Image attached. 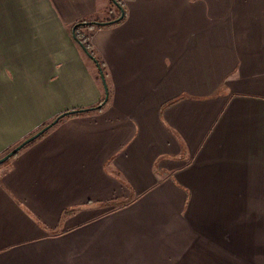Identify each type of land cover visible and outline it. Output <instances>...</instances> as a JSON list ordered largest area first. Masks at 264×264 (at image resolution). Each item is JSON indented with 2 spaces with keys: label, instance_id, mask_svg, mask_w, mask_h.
<instances>
[{
  "label": "crops",
  "instance_id": "0c3cea01",
  "mask_svg": "<svg viewBox=\"0 0 264 264\" xmlns=\"http://www.w3.org/2000/svg\"><path fill=\"white\" fill-rule=\"evenodd\" d=\"M123 2L91 110L117 9L0 0V158L84 111L0 165V264H264V0Z\"/></svg>",
  "mask_w": 264,
  "mask_h": 264
},
{
  "label": "trees",
  "instance_id": "16d2710c",
  "mask_svg": "<svg viewBox=\"0 0 264 264\" xmlns=\"http://www.w3.org/2000/svg\"><path fill=\"white\" fill-rule=\"evenodd\" d=\"M109 4L111 5V7L117 9L118 11V17L121 15V12L123 13V18L119 21H117V18L112 20V19H106V20H102V21H98V20H83L80 21L78 23H76L73 27L74 29V33L73 36L75 38V40L79 43L80 46H82L85 49V54L92 60V62L94 63V65L97 68L98 71V78L100 79V72L102 73V75L104 76V79L106 80L107 74L105 71V65L103 62H101V60L99 58H97L93 52V49L91 47L90 41H89V36L87 34H85L83 31L84 30H99L105 27H110L112 25H116L118 23H120L121 21H123L125 15H126V11H125V5L123 0H109ZM109 13H112L111 10L109 11ZM103 100L94 108H92L91 110L94 109H100V107L102 106ZM76 113H81L84 111H75Z\"/></svg>",
  "mask_w": 264,
  "mask_h": 264
},
{
  "label": "water",
  "instance_id": "95a60500",
  "mask_svg": "<svg viewBox=\"0 0 264 264\" xmlns=\"http://www.w3.org/2000/svg\"><path fill=\"white\" fill-rule=\"evenodd\" d=\"M122 17H123V13L121 12V15H120V17L118 18L117 21H119ZM73 33H74V29H73ZM81 48L85 52V49L82 46H81ZM100 79H101V82H102V85H103V89H104V100L102 102V104H104L107 101V99H108V89H107V84L105 82L104 76L102 75L101 72H100ZM74 113H76V112L75 111H73V112H66V113L61 114L60 116H58L49 125L45 126L39 132H37L36 134H34L33 136H31L30 138L26 139L24 142H22L16 148H14L11 152H9L7 155H5L4 157H2L0 159V165H2L5 162H7L9 159H11L15 155H17L25 146H27L28 144L32 143L33 141H35L39 137H41L43 134H45L48 130H50L53 126H55L61 119H63L64 117H67L68 115L74 114Z\"/></svg>",
  "mask_w": 264,
  "mask_h": 264
},
{
  "label": "rangeland",
  "instance_id": "374dc122",
  "mask_svg": "<svg viewBox=\"0 0 264 264\" xmlns=\"http://www.w3.org/2000/svg\"><path fill=\"white\" fill-rule=\"evenodd\" d=\"M112 8H113V7H112ZM115 10H116V9H115ZM48 125H49V124H48ZM46 126H47V125H46ZM44 127H45V126H44ZM44 127H43V128H44ZM43 128H42V129H43ZM38 132H39V131H38ZM32 136H33V135H32ZM30 137H31V136H30ZM30 137H29V138H30ZM27 139H28V138H27ZM15 148H16V147H15ZM0 159H1V158H0Z\"/></svg>",
  "mask_w": 264,
  "mask_h": 264
}]
</instances>
